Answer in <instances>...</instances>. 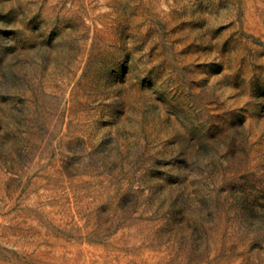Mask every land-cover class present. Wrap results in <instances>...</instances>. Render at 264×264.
I'll use <instances>...</instances> for the list:
<instances>
[{
    "label": "rangeland",
    "instance_id": "obj_1",
    "mask_svg": "<svg viewBox=\"0 0 264 264\" xmlns=\"http://www.w3.org/2000/svg\"><path fill=\"white\" fill-rule=\"evenodd\" d=\"M0 264H264V0H0Z\"/></svg>",
    "mask_w": 264,
    "mask_h": 264
}]
</instances>
